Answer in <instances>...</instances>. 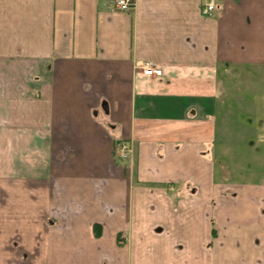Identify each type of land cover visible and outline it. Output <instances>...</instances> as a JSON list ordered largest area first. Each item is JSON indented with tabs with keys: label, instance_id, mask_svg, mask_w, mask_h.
Here are the masks:
<instances>
[{
	"label": "crops",
	"instance_id": "0c3cea01",
	"mask_svg": "<svg viewBox=\"0 0 264 264\" xmlns=\"http://www.w3.org/2000/svg\"><path fill=\"white\" fill-rule=\"evenodd\" d=\"M228 104L264 110V0H0V264H264V189L216 197Z\"/></svg>",
	"mask_w": 264,
	"mask_h": 264
},
{
	"label": "rangeland",
	"instance_id": "374dc122",
	"mask_svg": "<svg viewBox=\"0 0 264 264\" xmlns=\"http://www.w3.org/2000/svg\"><path fill=\"white\" fill-rule=\"evenodd\" d=\"M232 83L236 84V82ZM233 88L237 89L236 86ZM234 89L233 91L235 92ZM245 95L241 97H246V100L249 99L253 103L258 100V98H248L250 96L248 94ZM232 99L238 102V97L233 96ZM241 99L245 102V99ZM247 104L248 107L250 105L253 106L252 103L247 102ZM228 105L235 107L233 111H238L229 115L230 125H226V127H229L224 129L226 131L224 136L221 134L224 125L222 123V114L217 113L214 118L216 122V138L213 143L215 152L220 153L223 142L230 144V146H225L228 153L225 151L222 155H215L214 160V184L217 190L216 197L219 201L237 197L238 193L233 191L240 186L249 185L264 189V140H259V136L264 137V110H255L256 114H248V112L243 114V112L241 113L240 105ZM118 143L114 145L115 154L119 152ZM127 145L131 148L132 153L131 144ZM131 153L129 155L130 159H132ZM118 154L116 156L118 160L122 161L121 163L126 162L129 164L127 159H121ZM56 157H59L60 160H52L51 167L53 168L62 163L63 158L60 155H56ZM181 186L184 188L186 185L182 183Z\"/></svg>",
	"mask_w": 264,
	"mask_h": 264
},
{
	"label": "built area",
	"instance_id": "2783aa9c",
	"mask_svg": "<svg viewBox=\"0 0 264 264\" xmlns=\"http://www.w3.org/2000/svg\"><path fill=\"white\" fill-rule=\"evenodd\" d=\"M112 5L114 6V8L118 11L121 12H126L129 10L130 7V0H112ZM214 5L212 2H209L207 5H205L204 9L202 10V13L204 15H207L212 9H213ZM141 74L143 76H147V77H154V76H159L161 74V72L159 70H155L152 67H150V65L145 64L144 66H142L141 68ZM128 143H121L118 149V155L120 156V158L123 159H129L130 158V153H131V148L127 145Z\"/></svg>",
	"mask_w": 264,
	"mask_h": 264
}]
</instances>
